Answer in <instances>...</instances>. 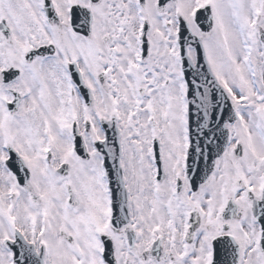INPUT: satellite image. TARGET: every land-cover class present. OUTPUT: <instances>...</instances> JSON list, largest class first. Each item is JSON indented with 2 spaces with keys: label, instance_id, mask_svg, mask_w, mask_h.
Wrapping results in <instances>:
<instances>
[{
  "label": "snow or ice",
  "instance_id": "obj_1",
  "mask_svg": "<svg viewBox=\"0 0 264 264\" xmlns=\"http://www.w3.org/2000/svg\"><path fill=\"white\" fill-rule=\"evenodd\" d=\"M0 264H264V0H0Z\"/></svg>",
  "mask_w": 264,
  "mask_h": 264
}]
</instances>
